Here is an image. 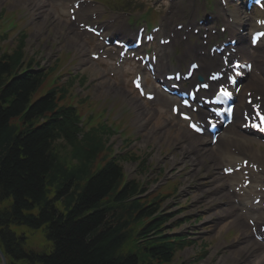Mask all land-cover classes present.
<instances>
[{"label":"trees","instance_id":"trees-1","mask_svg":"<svg viewBox=\"0 0 264 264\" xmlns=\"http://www.w3.org/2000/svg\"><path fill=\"white\" fill-rule=\"evenodd\" d=\"M22 58L19 48L0 54L4 257L16 264H173L184 244L163 236L169 217L155 215L159 197L139 198L142 188L106 160L102 139L77 141L76 114L59 107L53 91L32 103L41 76L20 70ZM22 229L40 231L47 252L25 249Z\"/></svg>","mask_w":264,"mask_h":264},{"label":"rangeland","instance_id":"rangeland-1","mask_svg":"<svg viewBox=\"0 0 264 264\" xmlns=\"http://www.w3.org/2000/svg\"><path fill=\"white\" fill-rule=\"evenodd\" d=\"M37 2L40 7L36 6L35 11L32 6ZM44 2L47 1L0 0V11L17 12L18 16L23 18V28L27 31L24 46L27 56L33 57L40 66L47 69L55 66L57 70L54 77L57 84L62 85L71 80V73L78 74L79 78H85L83 85L76 81L69 91L71 95L77 96L73 98V102L78 106L81 104L82 113L95 118L97 114L108 111L111 113L109 123L120 118V129L122 128L123 132L120 130L122 134L116 133L109 142L113 144L115 156H120L119 159L123 161L120 164L127 179L140 182L143 188H148L151 195L159 188L160 192L165 189L173 191V182L167 183V180H178L177 187L182 191L178 196L166 199L164 210L175 215L174 223L170 224L172 232L190 238L192 245L179 253L173 264L193 259L202 246L204 254L199 264H245L248 259L242 249H239L240 242L244 243L241 241L244 237L241 228L228 226L225 222L228 215L220 214L217 208L218 200L211 201L214 199L211 198V191L215 185L212 184L214 180L212 175L216 172L214 161L210 159L208 167L201 162H197L193 167L180 151V146L185 145L177 136L180 127L172 126L168 130L171 131L170 136L166 135L163 127L157 128L164 122L161 113L153 125L149 120V116L154 115L153 110L148 105H141L131 93L128 85L129 76L119 82L107 78L101 64L90 62L89 48L78 49L73 43L74 41L81 43L87 37L83 34L76 37L71 35L67 23L56 18L55 9L48 7L44 10L46 4L49 5L47 2L42 6ZM149 2L150 0H142L144 4ZM205 2L210 3L208 0ZM177 5L186 7L188 2L180 0ZM38 13L40 14L37 15ZM136 21L149 23L144 16H140ZM14 38L15 35L11 37ZM62 52L65 57L60 55ZM54 58L57 60L56 64ZM48 85L46 81L32 98L44 93ZM116 122L118 121H115V125ZM131 155L140 160L144 159L145 165L138 166L130 158H122ZM22 231L26 232V247L36 248L35 245L41 242V236L43 237L41 232L25 229ZM36 233L41 236L39 234L34 236ZM43 243L44 239L38 245L39 249L34 250L47 252L45 246L40 248Z\"/></svg>","mask_w":264,"mask_h":264},{"label":"bare ground","instance_id":"bare-ground-1","mask_svg":"<svg viewBox=\"0 0 264 264\" xmlns=\"http://www.w3.org/2000/svg\"><path fill=\"white\" fill-rule=\"evenodd\" d=\"M165 59H167V56ZM198 59L202 65V70H204L208 67L216 66V62L219 61L218 57H213L212 59L209 57L206 59H203V58H198ZM204 61H206L207 63L204 64ZM253 61H254L255 66H258L259 63L261 62V60L258 57H253ZM257 81L264 83V71L260 72V75H259V78H257ZM164 101H165L164 99L160 100V102H162V103H164ZM230 134L232 137L228 140H223L221 142V144L218 146L217 150L214 151V149L213 150L209 149V151H210L209 155L213 159H217L218 162L229 163L230 161H233V159H234L233 155L231 154V152L228 149V146L236 143L237 139L241 138V137H239L234 132H231ZM190 135L185 134L184 135L185 140L190 138ZM195 139L196 140L189 141L187 143V145H184L180 149V151L183 154H185L188 161L191 162V165H194L198 162L194 159V157L197 158V155L202 156V158H201L202 162L206 161V155L203 152V150H204V148H206L207 143L203 139L202 140H198V138H195ZM222 144H223V146H222ZM239 179H240V174H238V173L233 174V176L226 183V185L231 186L232 184L237 183L239 181ZM246 191H247V193L252 192L251 188H248ZM261 196L264 198V194H261ZM225 198H227V202L229 201V207L220 208L218 210L220 211V214H226V213L232 214V224L231 225L242 226L243 235L245 234L244 235V241L246 242V245H245V247H243V250L245 251L244 253L246 254V256H248V260H250V261H246V264H264V248L260 244H258L257 242L249 239V236L247 235V230H248L247 226H245L243 224L242 218H241L242 216L238 212L239 206H241V208H245V203H244L245 199H243L241 197H235L234 195H227V194L225 195L224 193H222V194L219 193L216 198L212 199V202H214L216 200L222 201V199H225ZM231 199H238V203L236 205L232 204ZM227 202H225L224 204H226ZM246 214L252 216L256 221H260L261 223H264V216L260 212H258L256 209H252V208L246 209ZM258 230H259V228H258ZM252 243L254 244V247H253Z\"/></svg>","mask_w":264,"mask_h":264},{"label":"snow or ice","instance_id":"snow-or-ice-1","mask_svg":"<svg viewBox=\"0 0 264 264\" xmlns=\"http://www.w3.org/2000/svg\"><path fill=\"white\" fill-rule=\"evenodd\" d=\"M73 19H75V17H73ZM89 30L90 31H94V29H89ZM249 67H251V66L249 65ZM137 87H139V85H137ZM173 111H176V109H173ZM229 111H231V109H229ZM258 115H259V113H258ZM186 119H187V117H186ZM192 127H195V126L193 125ZM252 127L258 128V130L260 132L264 133V118H262L260 124H258V125L257 124H253Z\"/></svg>","mask_w":264,"mask_h":264}]
</instances>
